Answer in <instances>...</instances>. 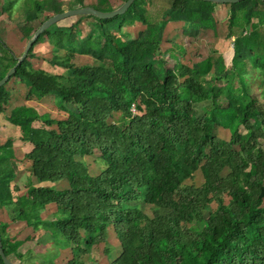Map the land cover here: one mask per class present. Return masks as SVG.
Listing matches in <instances>:
<instances>
[{"label":"trees","instance_id":"1","mask_svg":"<svg viewBox=\"0 0 264 264\" xmlns=\"http://www.w3.org/2000/svg\"><path fill=\"white\" fill-rule=\"evenodd\" d=\"M19 1L0 0V16L11 15ZM119 1L115 7L113 0H24L20 30L29 41L56 14L86 7L112 12L127 0ZM225 6L227 38L234 40L230 67L220 53L173 68L163 60L171 23L185 24L190 38L217 33V4L205 1L171 0L165 7L135 0L114 19L81 16L39 37L0 87V116L9 111L32 147L17 153L11 137L0 143V231L9 259L55 264L50 255L41 261L22 252L44 231L59 250L70 251L65 264H82L101 245L115 258L110 264H264V2ZM137 25L143 29L130 39L123 31ZM45 39L51 46L45 61L55 73L35 66L34 49ZM81 57L95 63L80 66L74 60ZM19 58L0 38V80ZM12 81L26 85L24 101L53 97L66 117L25 105L8 110ZM220 128L229 139L218 135ZM98 152L105 168L93 174L83 157ZM21 158L38 183L58 186L31 182L18 196ZM198 171L203 183L187 184ZM139 204L152 206L153 216ZM49 208L55 211L45 220ZM13 223L32 237L18 240Z\"/></svg>","mask_w":264,"mask_h":264},{"label":"rangeland","instance_id":"2","mask_svg":"<svg viewBox=\"0 0 264 264\" xmlns=\"http://www.w3.org/2000/svg\"><path fill=\"white\" fill-rule=\"evenodd\" d=\"M62 2L67 3L70 0H61ZM93 1V0H92ZM2 4H4V0H1ZM91 2V1H89ZM115 7L119 6L120 1L114 0ZM228 6L225 5H217L216 14L218 18L217 26L218 30L217 33L213 31H208L206 33H203L198 38H190L186 36L183 32L185 29V24H178V25H170L166 27L167 35L166 40L162 52H163V60L165 61V64L168 68H173L175 65H177L178 62H182L187 65H193L197 59H201L202 57L206 58L210 53L214 54H222L225 57L227 66H231L232 64V58L234 55L233 51V38L228 39ZM151 15L155 16V19L161 17L162 11H159L158 7L150 8ZM79 20V17L70 18L67 20L62 21L59 23V26H70L73 23H77ZM0 38L13 50L15 55L17 57H21L22 54L25 52L28 40H26L23 36L22 31L20 30V26L23 24L24 21V0H21L16 4V7L13 9V12L11 15H2L0 16ZM39 23H35V25ZM90 22L85 20V27L86 29H89ZM58 26V25H57ZM56 27V26H55ZM54 28V27H53ZM143 27H140V29H131L130 31H123L124 33L131 34V37H135L138 35L139 32H141ZM123 35V34H122ZM125 36V34H124ZM35 54L38 56L37 62H35V66L37 68L41 67L45 70H47L50 73H55L56 70L52 69L48 66L45 60L50 58L51 56V46L48 42L43 41L41 44L37 45L34 49ZM75 63L82 65L87 64H93L95 61L90 57H81L74 60ZM259 80L260 79H254L252 81V85L254 87V91L257 95H260L259 91ZM221 84V83H220ZM10 91H11V104L8 108L10 110L11 108H14L16 106L21 105L24 103L25 95L27 93V88L25 84L19 83L18 81H12L8 85ZM33 102L35 109L40 114H47L51 116L54 119H63L66 117V113H63L59 111L56 106L54 105V99L53 97H47L44 98L41 101H30ZM263 107H264V100H262ZM9 111L1 116L0 120V142L5 141L7 138H12L16 144H14L16 152H25L30 148V144L23 142L22 135L20 129L10 123L8 120ZM122 113L118 115V117L115 119L117 122H120L122 120ZM36 125H41V122H36ZM218 135L222 138L229 139L230 132L226 129H218L217 131ZM19 155V154H18ZM20 156V155H19ZM22 157V156H20ZM85 163L89 165L90 170L93 174H98L105 168V161L100 157V153H96L92 156H85L83 157ZM26 160L23 158L18 160V165L22 169L19 171V182L18 184H21L22 187L25 185H29L32 181V174L29 175V167ZM30 180V181H29ZM33 183L37 184L38 182L36 179L33 178ZM204 181L203 175L201 171H198L196 178L194 180H188L187 184H193L196 183L198 185L202 184ZM32 183V184H33ZM51 185V184H50ZM61 186V184H60ZM141 210L145 212L146 214L153 216L154 208L150 205H144L139 204ZM216 204L212 203L210 205V209L214 210L216 208ZM54 208H49L46 212L43 213V218L50 219L52 214L54 213ZM53 217V216H52ZM36 237L39 239V242L29 244L25 247V250H31L32 255L38 256L41 261H44L43 256H49L48 260H53L55 264H65L69 259H71L70 251L66 250L62 252V250H59V248L56 247L55 243H52L51 237L47 234H45L44 231L38 232ZM113 241L110 242L111 246L114 247L115 252L114 256H118L117 251H119L118 241L112 237ZM111 239V240H112ZM31 240V239H30ZM105 245H101L96 247L92 254L89 256L83 257L80 262L82 264H110L112 260H114V257L108 256L104 253ZM60 253V254H59ZM13 261L16 264H20L19 260L17 258L13 257Z\"/></svg>","mask_w":264,"mask_h":264},{"label":"water","instance_id":"3","mask_svg":"<svg viewBox=\"0 0 264 264\" xmlns=\"http://www.w3.org/2000/svg\"><path fill=\"white\" fill-rule=\"evenodd\" d=\"M194 1H205V2H211V3L217 4V5H225V4H237V3L247 1V0H194ZM259 1L264 2V0H259ZM134 2L135 0H127L119 8L115 9L112 12H101L93 7L71 9L63 13L56 14L53 17L45 20L44 23L40 26V28L35 32L34 36L29 40L27 48L25 52L23 53V55L18 59L16 66L12 68L11 70H9L8 73L5 75V77L0 80V87L4 85L5 83H7L9 79L12 77V75H14L17 72L18 67L22 65L24 60L28 57L34 44L37 42L39 37L45 33L46 30L52 28L53 26L61 23L64 20L74 18V17L93 16V17H98L100 19H105V20L114 19L117 16L125 14ZM0 255L5 264H16L15 262H13L11 259H9L5 255L3 244H2L1 231H0Z\"/></svg>","mask_w":264,"mask_h":264},{"label":"crops","instance_id":"4","mask_svg":"<svg viewBox=\"0 0 264 264\" xmlns=\"http://www.w3.org/2000/svg\"><path fill=\"white\" fill-rule=\"evenodd\" d=\"M113 2H114V0H113ZM153 2L155 3V4H157V5H161V6H165V7H169L170 6V2H171V0H153ZM114 5H115V2H114ZM170 25H174V24H170ZM140 27L141 26H139V25H137V26H134L133 28H134V30L135 29H140ZM133 28H128V29H124L125 31H130L131 29H133ZM34 103L33 102H29V101H25L24 103H22L21 105H19V106H23V105H25V106H31V107H34L35 108V106L33 105ZM17 107V106H16ZM3 116V115H2ZM2 118H1V116H0V120H1ZM18 127V126H17ZM19 128V127H18ZM6 140V139H5ZM1 142H3V141H1ZM0 142V143H1ZM23 142H25V141H23ZM26 143H28V142H26ZM14 144H16V142H14ZM28 144H30V143H28ZM32 147L30 146V148L27 150V151H25V152H28L30 149H31ZM28 166H29V164H28ZM22 168L20 167V170H21ZM19 170V171H20ZM20 173V172H19ZM19 173H18V176H19ZM29 175H31V172H29ZM33 176H32V183H33V181H35V180H33ZM35 179V178H34ZM30 181V180H29ZM18 182H19V179L17 178L16 179V181L14 182V185H16L17 186V188H18V192H17V190H16V194L19 196V195H21V194H24L25 192H26V187L27 186H29V185H25L24 187H22L21 186V184H18ZM35 184V183H34ZM51 184V186H58V184L59 183H53V182H44V183H37V184H35V185H50ZM12 228H16V229H14L13 231L15 232V234L16 235H18V240H21V241H23V240H26L28 237H32V235L31 236H28L29 235V232L28 231H26V228H24V226H22V227H20V225L18 224V223H13L12 224V226H11ZM36 238V239H35ZM33 237L31 240H33V239H35V241H31V242H29V243H27V244H25V246H28L29 244H32V243H36V242H39V239H37V237ZM24 246V247H25ZM26 250L24 249V250H22V252H25ZM62 252H64V251H62Z\"/></svg>","mask_w":264,"mask_h":264},{"label":"built area","instance_id":"5","mask_svg":"<svg viewBox=\"0 0 264 264\" xmlns=\"http://www.w3.org/2000/svg\"><path fill=\"white\" fill-rule=\"evenodd\" d=\"M131 110H132L133 114H136V112H137L136 104L132 105Z\"/></svg>","mask_w":264,"mask_h":264}]
</instances>
